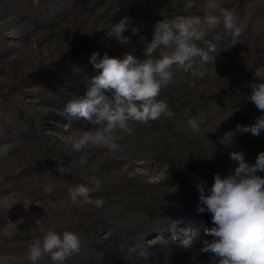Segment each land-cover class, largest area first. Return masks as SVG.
<instances>
[{
  "label": "rangeland",
  "instance_id": "rangeland-1",
  "mask_svg": "<svg viewBox=\"0 0 264 264\" xmlns=\"http://www.w3.org/2000/svg\"><path fill=\"white\" fill-rule=\"evenodd\" d=\"M38 2L0 0V144H14L7 158H0V176L3 177L0 180V264H31L28 253L33 240H43L49 230L62 235L68 227V230L72 229L69 232L75 233L79 222L84 223L88 216L96 219L97 208L83 201L73 204L68 195L70 186L89 185V177L102 181L100 190L91 195H99L103 190L111 193L116 187L154 194L160 190L177 192L184 187V183L177 180L168 181L169 165L165 159L148 152L144 144L140 146L121 138L117 141L120 147L116 152L92 145L80 152L73 150L72 145L80 137V130H87L84 126L91 125L83 118L61 113L68 100L84 95L86 82L91 77H72L79 71L73 70L64 55L59 53L51 36V27H42L34 20ZM203 2L197 0L198 7L183 9L192 15L203 16ZM263 2L220 0L223 7L235 13L241 34L233 45L232 38L224 35L222 27L210 32L209 39L213 35L221 37L214 41L215 72L201 77L200 72L209 69L211 64L201 65L197 59L190 70L192 76H182L185 81L190 78L191 82L194 78L202 79L204 86L222 92L223 100L217 99L220 101L216 103L219 107L240 101L250 103L251 86L262 82L254 73L256 68L264 67V14L260 12ZM242 78L250 80V85L244 87ZM17 109L34 118L33 130L19 118ZM46 110L52 113L47 114ZM203 117L207 120L206 113ZM179 130L182 128L177 127V135L164 127H158L155 132L157 140L165 144L167 158L175 146L182 149L180 141L187 143L180 139ZM56 143L55 155L51 156L48 145ZM216 155V149L208 152L210 160L206 178L217 171L225 176L232 174L237 167L224 156L212 163ZM82 160L85 163L82 164ZM192 169L196 170V167L192 166ZM212 183L213 180H207L204 187L207 189ZM147 186L157 187V190ZM143 213L141 208L136 222L160 221L163 225L160 239L173 237L179 242L184 238V230H190L195 240L210 238L205 231L212 224H201L186 216L176 219L148 211L151 216L147 217ZM119 214L121 212L113 213L116 218L109 227L117 230L118 236L120 225L116 219ZM41 217L46 222L37 226L36 220ZM123 219L136 218L124 215ZM158 240L151 239L149 243L154 246ZM140 249L145 258L153 260L161 254L155 248L148 250L146 245ZM107 253L110 264H130L123 259L122 250L116 252L109 248ZM96 259L97 256L92 258L93 261ZM38 264H52L49 254H44Z\"/></svg>",
  "mask_w": 264,
  "mask_h": 264
},
{
  "label": "trees",
  "instance_id": "trees-1",
  "mask_svg": "<svg viewBox=\"0 0 264 264\" xmlns=\"http://www.w3.org/2000/svg\"><path fill=\"white\" fill-rule=\"evenodd\" d=\"M36 8L34 20L42 27H51L53 31L51 36L59 48V53L64 55L73 70L79 71L72 77L82 78L98 75L89 63V57L93 52H99L101 57L107 52L114 58L132 54L138 59H143L144 44L150 42L154 25L158 21L178 15H192L183 9L178 0H39ZM260 12L264 14V6L260 8ZM124 17H129L132 21L128 25V31L123 33L130 39L129 44H121L114 37H107L111 25ZM133 27L140 28L137 35L132 34ZM184 75L191 77L192 73L175 71L173 82L163 89L159 96V99L165 100L170 110L175 112L174 117H161L147 123H131L127 132L119 133L121 138L140 146L144 144L152 155L165 159L170 169L168 181L177 180L184 183V187L177 192L160 190L157 194L140 190L125 191L121 187H116L111 193L103 190L99 195H92V198H102L104 205L97 210L96 219L88 216L84 223H78L74 234L81 241V251L69 257L65 264H110L107 253L109 248L116 252L122 250L123 259L130 264H209L210 254H198L197 259L193 261V249L182 248L180 241L175 242L173 237L169 240L160 239L163 232L160 221L137 223L139 220L137 214L142 208L143 214L147 217L151 216L147 212L153 211L176 219L186 216L201 224H211L210 213L197 211L200 193L195 185L203 182L205 186V182L213 180L216 173L225 175L217 171L206 178L205 172L209 169L210 160L208 152L217 150V155L212 159V163H216L223 156L225 160L229 159V153L232 151L243 150L246 162L254 164L258 154L264 152V131L259 137H254L251 133L236 132L237 125L249 126L261 115L255 106L251 102L240 101L219 107L216 103L223 100L222 92H215L209 85L204 86L202 79L194 78L191 82L189 78L185 81L182 77ZM241 81L244 87L251 83L250 80L243 78ZM6 99L10 101L8 97ZM16 111L19 118L33 130L34 118L21 109ZM209 112H212V115H209ZM46 113L51 114L52 111L46 110ZM205 113L207 120L203 117ZM189 119H195L198 130H193L187 124ZM162 123L166 126H160ZM158 127L167 128L175 132V135L177 127L182 128L178 134L180 139L187 143L180 141V144H183L182 149L175 146L173 153L167 158L164 153L165 144L160 143L155 134ZM229 131L235 132L231 145L222 141L225 133ZM57 145V143L48 145L49 155H55ZM192 166H195L196 170L192 169ZM257 174L264 177V173ZM148 188L157 190V187ZM126 209L128 211L125 213ZM114 212H121L116 219L120 225L119 236L117 230L109 228L116 218ZM124 215L136 219H133L135 221L123 219ZM67 230L68 227L65 231ZM156 238L159 239L157 243L151 245L149 241ZM133 245L137 247V253L129 255L127 248ZM143 245H146L148 250L158 249L161 253L159 258L155 260L145 258L140 249ZM200 247V240H195L194 249L198 251ZM94 256H97V259L93 261Z\"/></svg>",
  "mask_w": 264,
  "mask_h": 264
},
{
  "label": "clouds",
  "instance_id": "clouds-1",
  "mask_svg": "<svg viewBox=\"0 0 264 264\" xmlns=\"http://www.w3.org/2000/svg\"><path fill=\"white\" fill-rule=\"evenodd\" d=\"M178 2L185 9L199 6L197 0ZM203 9V16L178 15L158 21L150 42L144 44L143 59L132 54L114 58L107 52L102 57L99 52L90 55L89 63L98 75L86 82L84 95L68 100L61 113L83 118L91 125L84 126L87 130H80V137L72 145L74 151L80 152L89 145L118 151L119 133L127 132L131 123L175 116L167 102L159 99L161 91L173 82L175 71H190L194 61L199 59L201 65L211 64L209 69L200 72L201 77L215 72L214 41L221 37L213 35L209 39V33L222 27L224 35L230 36L235 45L241 29L235 13L223 7L220 0H204ZM131 22L129 17H124L112 24L107 37L129 44L130 39L123 33L128 31ZM131 31L137 35L140 28L133 27ZM254 76L262 82L251 86L252 94L248 99L261 115L249 126L237 125L235 131L259 137L264 131V67L256 68ZM187 124L198 130L195 119H189ZM234 135L235 132L229 131L222 141L231 145ZM13 147L14 144L9 142L0 144V158H7ZM229 160L238 165L232 174H214L213 183L207 189L203 182L195 185L200 193L197 211L211 214L213 226L205 231L211 239H201L197 251L193 233L184 230L180 246L193 249V261L198 254H210L209 264H264V177L257 174L264 173V152H260L251 165L246 162L243 150L230 152ZM88 179L89 185L69 187V199L73 204L83 201L97 209L102 208L104 200L91 195L100 190L102 181L96 177ZM45 222L41 217L36 220V225L43 226ZM80 251L81 241L76 234L64 231L61 235L49 230L43 240L32 241L28 259L31 264H38L47 253L52 264H65L69 257ZM127 252L136 254L137 247H128Z\"/></svg>",
  "mask_w": 264,
  "mask_h": 264
}]
</instances>
